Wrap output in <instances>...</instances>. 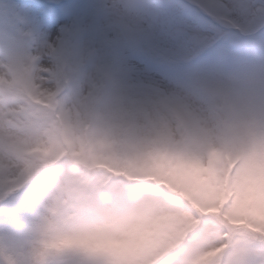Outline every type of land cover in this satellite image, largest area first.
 I'll return each instance as SVG.
<instances>
[{"label": "rangeland", "instance_id": "rangeland-1", "mask_svg": "<svg viewBox=\"0 0 264 264\" xmlns=\"http://www.w3.org/2000/svg\"><path fill=\"white\" fill-rule=\"evenodd\" d=\"M15 1L19 0H0V49L34 52L37 47L54 45L60 88L63 59L68 60L74 78L72 86L70 75L63 73L70 93L59 101L72 119L63 117L62 128L57 119L49 123L46 145L27 138L29 130L14 114L5 117L0 113V161L11 153L35 162L55 144L63 147L50 161L68 150L83 159L81 153L92 150L83 140L84 122L88 134L119 146L121 139L134 133L136 117L150 105L195 93L219 63L230 64L239 54L264 45V38L226 28L217 40L194 48L192 36L209 29L200 17L179 14V6L188 0H166L164 6L146 0L139 11L151 22L135 35L116 34L114 24L102 14L105 0H73L71 6L65 0H49L48 19L41 0L25 11ZM55 4L65 12L73 6V12L70 16L57 14L54 20ZM205 51L209 54L202 56ZM107 69L113 77L106 79ZM158 163L167 162L152 160L146 167L109 171L95 187L94 191L107 194L112 226L84 227L54 212V220L47 223L40 240L42 264H176L182 258L177 246L197 225L193 209L200 213L214 209L204 207L197 188L179 174L178 167L170 165L162 174L155 170ZM42 176L35 181L34 192L44 183ZM50 179L41 189L45 193ZM167 194L176 195L179 201ZM40 199L43 196L36 202ZM101 226L110 230L109 235L90 238L88 233ZM13 243L10 234L0 228V248Z\"/></svg>", "mask_w": 264, "mask_h": 264}, {"label": "clouds", "instance_id": "clouds-1", "mask_svg": "<svg viewBox=\"0 0 264 264\" xmlns=\"http://www.w3.org/2000/svg\"><path fill=\"white\" fill-rule=\"evenodd\" d=\"M145 2L105 0L102 14L114 24L117 35H135L151 22L139 11ZM40 69L35 52L0 49V113L14 114L29 130L27 138L47 145L51 112L33 103L32 94L40 85L54 87L55 82L45 81ZM136 119L134 133L119 146L89 133L92 150L83 160L90 163L70 155L57 160L49 169L52 176L44 199L21 223L15 243L0 248V264H42L40 240L54 212L84 227L113 225L106 192L94 191L111 170L99 160L106 152L147 153L151 160L167 162L155 167L162 174L170 165H191L193 158L207 159L209 166L223 161L234 169L264 152V45L239 54L230 64L219 63L195 93L152 104ZM62 147L55 144L53 151ZM204 207L216 211L211 204ZM225 219L236 229L226 231L223 225L205 221L189 237L176 264H208L210 257L214 264H264V211Z\"/></svg>", "mask_w": 264, "mask_h": 264}, {"label": "snow or ice", "instance_id": "snow-or-ice-1", "mask_svg": "<svg viewBox=\"0 0 264 264\" xmlns=\"http://www.w3.org/2000/svg\"><path fill=\"white\" fill-rule=\"evenodd\" d=\"M178 12L181 15L187 13L198 16L208 25L209 30L192 36L194 48L217 40L226 28L264 38V0H188L187 4L179 6ZM34 52L37 62L41 65L42 78L45 81H54L55 86L45 88L42 84L37 87L32 94V102L51 112L49 123L56 121L57 114L72 119L70 113L65 111L58 101L60 81L54 62L55 46L37 47ZM168 100L170 99H161L156 103ZM88 153L85 150L81 155L86 157ZM58 154L59 152L53 149H46L39 160L30 162L10 153L0 161V228L10 234L14 243L21 223L33 212L35 181L40 178L45 168L49 167L48 161ZM99 160L106 166V170H132L152 163L147 153L135 151H109L102 154ZM193 160L195 162L187 167H178V172L197 188L204 203L211 204L216 211L200 213L193 209L197 225L177 246L176 252L181 257L186 245L190 243L189 237L200 229L205 221L210 219L215 224L225 226L226 231H232L237 226L230 224L226 217L233 214L254 217L264 211V152L258 153L247 163L234 169H230L223 161L214 162L209 166L207 159ZM84 162L90 163L87 159ZM34 168H39V171L34 172ZM109 232L108 228L101 226L91 230L88 235L90 238L103 239ZM214 259L208 258V264H214Z\"/></svg>", "mask_w": 264, "mask_h": 264}]
</instances>
